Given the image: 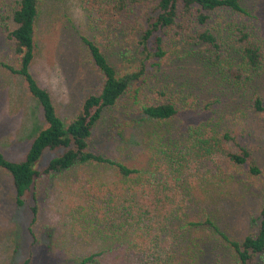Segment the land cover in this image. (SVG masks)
I'll return each instance as SVG.
<instances>
[{
  "label": "trees",
  "instance_id": "16d2710c",
  "mask_svg": "<svg viewBox=\"0 0 264 264\" xmlns=\"http://www.w3.org/2000/svg\"><path fill=\"white\" fill-rule=\"evenodd\" d=\"M41 1L15 0L10 13L0 12V27L11 44V53L1 65L22 77L44 119L21 158L10 159L0 149V170L12 179L18 207L34 201V222L42 216L40 194L44 190L54 221H66L75 236L94 235L88 241L97 242L98 250L69 258L68 264H155L170 247L165 226L185 207L198 181L216 186L231 182L239 168L256 177L264 171L252 151L229 132L189 125L187 133H177L175 138H157L146 160L138 164L96 150L93 133L104 113L161 65L169 46L179 41L202 44L213 60H220L224 43L213 19L230 12L243 20L250 12L244 0H77L94 23L130 29L141 61L118 69L95 40L83 37L103 83L83 100L73 118L64 120L53 94L32 71ZM231 38L241 62L225 68L238 81L252 80L264 69V50L245 23L234 27ZM140 92L141 87L135 85L134 104L143 121L167 124L180 114L176 102H143ZM155 94L163 97L166 93L156 90ZM254 107L264 112L259 96ZM254 221L256 229L241 240L224 235L239 264H264V197ZM22 264H35L33 254Z\"/></svg>",
  "mask_w": 264,
  "mask_h": 264
},
{
  "label": "rangeland",
  "instance_id": "374dc122",
  "mask_svg": "<svg viewBox=\"0 0 264 264\" xmlns=\"http://www.w3.org/2000/svg\"><path fill=\"white\" fill-rule=\"evenodd\" d=\"M13 1L0 0V12L10 13ZM243 5L250 12L243 20L230 12L213 19L224 43L220 60H213L202 44L179 41L169 46L158 68L136 82L143 102H176L180 114L171 123L141 119L143 115L134 104V85L104 113L91 139L93 147L138 164L146 160L147 150L157 138H175L187 133L189 125L201 126L206 131L229 132L252 151L264 171V112L254 107L256 96L264 103V69L252 80L238 81L225 68L241 62L231 38L234 27L241 23L264 50V0H244ZM8 23L15 28L13 22ZM38 28L32 71L53 94L64 120L73 118L83 100L98 92L103 83V74L83 37L95 40L118 69L141 61L130 29L94 23L77 0H42ZM10 53L11 44L0 27V149L17 160L25 154L44 119L41 106L29 95L22 77L1 65ZM156 90L166 94L157 97ZM234 176L231 182L216 186L197 182L185 207L165 226L170 247L164 259L155 264H239L224 235L241 240L256 229L254 218L264 197V174L256 177L239 168ZM40 195L42 216L34 222V201L18 207L12 179L0 170V264H22L31 254L35 264H68L69 258L98 250L97 242L88 241L93 234L88 238L75 236L66 221H54L46 192L41 190Z\"/></svg>",
  "mask_w": 264,
  "mask_h": 264
}]
</instances>
